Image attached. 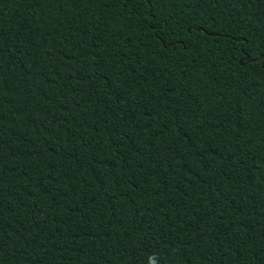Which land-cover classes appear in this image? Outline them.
Instances as JSON below:
<instances>
[{
    "label": "trees",
    "instance_id": "trees-1",
    "mask_svg": "<svg viewBox=\"0 0 264 264\" xmlns=\"http://www.w3.org/2000/svg\"><path fill=\"white\" fill-rule=\"evenodd\" d=\"M0 264H264V0H0Z\"/></svg>",
    "mask_w": 264,
    "mask_h": 264
}]
</instances>
